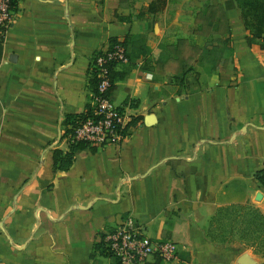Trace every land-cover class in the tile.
<instances>
[{
  "label": "crops",
  "instance_id": "0c3cea01",
  "mask_svg": "<svg viewBox=\"0 0 264 264\" xmlns=\"http://www.w3.org/2000/svg\"><path fill=\"white\" fill-rule=\"evenodd\" d=\"M211 1L20 0L0 41L4 264H110L93 246L127 214L147 236L176 243L188 264H239V255L216 253L206 231L222 206L249 203L264 214L254 177L264 168V47L247 43L235 0H217L234 55L206 86L193 73L181 85L170 71L155 81L140 56L112 93L130 121L139 117L120 144L82 148L67 170L53 168L54 150L69 148L60 122L86 111L91 56L126 35L144 36L150 50L197 41L181 15Z\"/></svg>",
  "mask_w": 264,
  "mask_h": 264
},
{
  "label": "trees",
  "instance_id": "16d2710c",
  "mask_svg": "<svg viewBox=\"0 0 264 264\" xmlns=\"http://www.w3.org/2000/svg\"><path fill=\"white\" fill-rule=\"evenodd\" d=\"M235 1L241 10L245 28L248 30V35L246 36L247 43L251 44L258 41L259 45L264 47V0ZM150 8L152 7L150 6ZM181 17L188 19L193 27V36L200 37L203 40L202 44L190 38H178L173 43L159 44L156 48L150 50L147 48L145 37L142 35H126L122 41L116 38L109 40V47L121 44L125 48L126 56L125 63L112 61L107 65L110 78L107 94L111 100H113L112 93L117 88L116 82L128 76L131 67L140 56L144 57L141 69L151 73L155 81L158 79V76L170 71L173 81L181 85L184 82L185 76L188 73H193L198 82L203 86L207 85L208 79L217 72L222 62L233 57L234 50L230 25L221 2L212 0L206 6L189 16ZM120 18L126 20L124 17ZM2 38L3 36H0V41ZM119 64H123L122 69H116V66ZM89 85L91 91L95 85V76L93 74H90ZM125 102L131 104L132 101L126 99ZM131 105L134 106V103ZM119 109L122 111L121 107ZM90 112L91 105L88 101L84 113L75 115L65 114L60 122L61 138L70 133L71 128ZM138 118L131 119L127 125L135 123V120ZM82 148H86V146L80 142H76L70 144L66 152L55 149L53 152V168L55 170H67L71 166L76 152ZM88 148L92 150L96 149L94 147ZM254 177L264 187V168L255 171ZM225 221L230 222V230L237 223L241 222L244 223L243 229L250 228L257 237L264 233V214L249 203L230 204L219 207L209 223L210 225L215 223L217 228L218 225L221 226ZM217 229H220V227ZM108 232L109 230L101 234V239L94 244L93 250L99 255L111 258L110 264H120L118 259L105 245L104 237ZM207 237L212 240L215 235L209 230L207 231ZM180 259L185 264H188V258L185 261L183 255H181ZM154 260L159 261L160 258L155 257Z\"/></svg>",
  "mask_w": 264,
  "mask_h": 264
},
{
  "label": "built area",
  "instance_id": "2783aa9c",
  "mask_svg": "<svg viewBox=\"0 0 264 264\" xmlns=\"http://www.w3.org/2000/svg\"><path fill=\"white\" fill-rule=\"evenodd\" d=\"M20 0H0V36L11 27L19 12ZM126 62L125 48L115 44L97 50L88 64L95 85L88 95L91 112L79 120L65 136L68 145L80 142L86 147L101 148L119 145L130 121L125 112L107 94L110 86L108 63ZM105 245L120 264H147L155 257L166 263L178 262V246L170 240L153 239L145 234L142 225L125 215L105 237ZM0 264H4L0 259Z\"/></svg>",
  "mask_w": 264,
  "mask_h": 264
},
{
  "label": "rangeland",
  "instance_id": "374dc122",
  "mask_svg": "<svg viewBox=\"0 0 264 264\" xmlns=\"http://www.w3.org/2000/svg\"><path fill=\"white\" fill-rule=\"evenodd\" d=\"M190 14H183L181 16H186ZM197 43L202 44L203 40L200 37H197ZM160 80H164V77H160ZM165 88V87H164ZM220 227V229H217ZM216 228V224L213 223L207 228L206 231H212L215 235L214 239L209 240L212 242L213 247L215 248V252L217 253L218 249H221L222 253L226 254H234L240 255L241 253H248L255 260H264V233L260 234L258 237L254 232L250 230V228H244V223H237L232 227L229 221L223 222L221 226L218 225ZM177 245V244H176ZM178 246V245H177ZM213 255L214 254V251ZM219 254V255H221ZM187 255H183V259L187 261ZM215 258H218L215 256ZM189 259V258H188ZM166 263V262H165ZM170 264V263H168ZM180 264H185L180 263Z\"/></svg>",
  "mask_w": 264,
  "mask_h": 264
},
{
  "label": "water",
  "instance_id": "95a60500",
  "mask_svg": "<svg viewBox=\"0 0 264 264\" xmlns=\"http://www.w3.org/2000/svg\"><path fill=\"white\" fill-rule=\"evenodd\" d=\"M239 264H255L256 261L246 252L241 253L237 258Z\"/></svg>",
  "mask_w": 264,
  "mask_h": 264
}]
</instances>
